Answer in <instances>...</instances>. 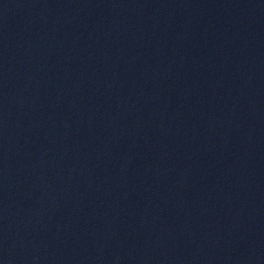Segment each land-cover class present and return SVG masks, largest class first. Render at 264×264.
I'll return each mask as SVG.
<instances>
[{
    "label": "water",
    "instance_id": "95a60500",
    "mask_svg": "<svg viewBox=\"0 0 264 264\" xmlns=\"http://www.w3.org/2000/svg\"><path fill=\"white\" fill-rule=\"evenodd\" d=\"M0 264H264V0H0Z\"/></svg>",
    "mask_w": 264,
    "mask_h": 264
}]
</instances>
